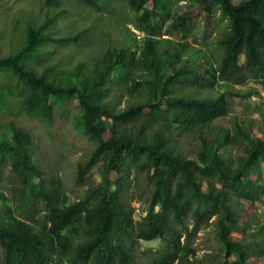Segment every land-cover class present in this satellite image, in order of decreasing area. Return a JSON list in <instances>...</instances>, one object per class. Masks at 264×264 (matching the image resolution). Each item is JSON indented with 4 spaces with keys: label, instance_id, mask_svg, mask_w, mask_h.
Here are the masks:
<instances>
[{
    "label": "trees",
    "instance_id": "16d2710c",
    "mask_svg": "<svg viewBox=\"0 0 264 264\" xmlns=\"http://www.w3.org/2000/svg\"><path fill=\"white\" fill-rule=\"evenodd\" d=\"M76 1L90 11L106 2ZM180 1L224 20L215 62L193 66L187 41L161 37L187 32L186 17L168 21ZM127 3L140 42L120 36L68 69L37 70L56 48L87 36L88 26L61 31L56 10L27 24L21 44L0 57V182L10 184V199L0 192V264H192L189 242L210 223L218 248L203 264H264V219H240L241 202L264 205V128L252 138L251 119L213 127L230 92H198L248 80L264 90V0ZM123 95L130 100L119 107ZM70 112L72 129L92 143L75 163L73 184L85 189L74 200L31 150L33 126L51 127ZM190 132L194 158L177 148L178 135ZM228 144L241 146L234 164L220 156ZM134 196L144 204L136 217ZM247 236L255 241L237 239ZM152 240L160 245L140 249Z\"/></svg>",
    "mask_w": 264,
    "mask_h": 264
},
{
    "label": "rangeland",
    "instance_id": "374dc122",
    "mask_svg": "<svg viewBox=\"0 0 264 264\" xmlns=\"http://www.w3.org/2000/svg\"><path fill=\"white\" fill-rule=\"evenodd\" d=\"M58 1L59 3L54 5L56 0H0V57L6 56L21 44L23 30L27 24L40 23L45 13H53L56 10H61L62 19L59 21L61 31L66 30L73 34L77 29L88 26L87 36L78 45L56 48L48 61L36 66L37 70L49 63H55L56 68L68 69L77 61H86L91 53L100 52L108 44H116L120 36L128 40L134 36L135 40L139 42L141 40L142 33L132 24L134 15L127 0H104L106 2L101 3L96 11H90L76 0ZM146 5L150 6V2L147 1ZM66 8L68 10H63ZM176 16L187 18V32L178 33L173 30L161 37L170 39L172 43L187 41L190 46L187 52L193 66L205 59L215 62L219 54L216 38L223 29L224 20L219 19L217 13L206 17L202 5H191L183 1L172 4L168 21ZM164 29L165 27L162 26L161 31ZM198 92L211 95L217 92H230V95H227V113L225 116L214 119L211 122L213 127L229 128L234 119L238 123H245L247 119H251L250 136L261 137L264 128V90L258 83L248 80L240 85H231L217 81L211 89L200 88ZM129 100V96L123 95L119 107ZM5 118L0 116V121L3 122ZM72 122L70 112L65 121L55 119L51 127L40 129L33 126L31 129V150L39 167L43 169L47 177L59 179L69 200L80 197L85 189L84 186L73 184V173L76 161L82 159L92 147L90 141L72 129ZM211 130L214 132L213 128ZM177 139V148L187 157L194 158V153L190 149L191 143L197 140L194 133H180ZM238 145L228 144L220 148V156L234 164L236 154L241 152V146ZM260 167L261 177L264 180V164L262 163ZM8 179L6 177L0 182V192L7 198L10 197ZM91 179L93 182L98 180L96 172L93 171ZM130 205L134 207V217L143 214L144 204L137 200L136 196L130 200ZM262 208L257 204L248 208L246 202H241L240 219L249 220L254 216L261 221L264 219ZM237 239L244 243L255 241L253 236L237 237ZM189 244L194 248V256H189V262L203 264L218 248L214 224L210 223L198 230ZM159 245L157 240L139 242L140 249L155 248ZM263 256L257 261H262Z\"/></svg>",
    "mask_w": 264,
    "mask_h": 264
},
{
    "label": "built area",
    "instance_id": "2783aa9c",
    "mask_svg": "<svg viewBox=\"0 0 264 264\" xmlns=\"http://www.w3.org/2000/svg\"><path fill=\"white\" fill-rule=\"evenodd\" d=\"M263 207H264V205H263Z\"/></svg>",
    "mask_w": 264,
    "mask_h": 264
}]
</instances>
